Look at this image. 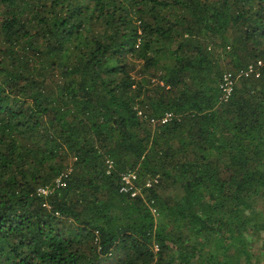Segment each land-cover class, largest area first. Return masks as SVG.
I'll return each mask as SVG.
<instances>
[{"label":"trees","instance_id":"16d2710c","mask_svg":"<svg viewBox=\"0 0 264 264\" xmlns=\"http://www.w3.org/2000/svg\"><path fill=\"white\" fill-rule=\"evenodd\" d=\"M257 58L264 0H0V264H264Z\"/></svg>","mask_w":264,"mask_h":264},{"label":"built area","instance_id":"2783aa9c","mask_svg":"<svg viewBox=\"0 0 264 264\" xmlns=\"http://www.w3.org/2000/svg\"><path fill=\"white\" fill-rule=\"evenodd\" d=\"M264 67V58H257L254 61L248 62L242 67L237 68L234 73L226 72L223 74L221 82H220V90H221V100L226 101L234 87V83L238 78H257L260 76L261 68ZM172 117L171 112H166L159 120L160 123L167 122ZM152 122H155V120L152 118ZM59 178H56L55 184L57 186L63 185V182ZM157 182L156 180H145L143 186L144 187H151L154 183ZM51 187L50 185L39 188L38 191L40 193L46 194L50 191ZM119 191L129 195L130 197H137L141 195V187L137 185V175L134 171H126L121 174V181H120V187ZM151 211L156 214V209L151 208ZM154 251L158 250L157 245H153Z\"/></svg>","mask_w":264,"mask_h":264},{"label":"rangeland","instance_id":"374dc122","mask_svg":"<svg viewBox=\"0 0 264 264\" xmlns=\"http://www.w3.org/2000/svg\"><path fill=\"white\" fill-rule=\"evenodd\" d=\"M139 66H136V69H138ZM262 238L264 239V232L262 233ZM260 244H261V241L257 242V247L259 248L260 247ZM154 250V249H153ZM262 251L264 252V250H261V253Z\"/></svg>","mask_w":264,"mask_h":264}]
</instances>
